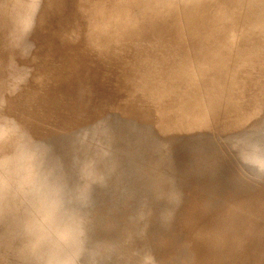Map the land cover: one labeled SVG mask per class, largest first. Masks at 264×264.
<instances>
[{
    "label": "rangeland",
    "instance_id": "rangeland-1",
    "mask_svg": "<svg viewBox=\"0 0 264 264\" xmlns=\"http://www.w3.org/2000/svg\"><path fill=\"white\" fill-rule=\"evenodd\" d=\"M0 149V264H47L69 221L73 264H245L224 242L252 214L264 241V0H0Z\"/></svg>",
    "mask_w": 264,
    "mask_h": 264
},
{
    "label": "bare ground",
    "instance_id": "bare-ground-1",
    "mask_svg": "<svg viewBox=\"0 0 264 264\" xmlns=\"http://www.w3.org/2000/svg\"><path fill=\"white\" fill-rule=\"evenodd\" d=\"M98 50V49H97ZM103 51V50H102ZM47 52V51H46ZM75 60V59H74ZM79 61H81V60H79ZM73 63V62H72ZM83 63V62H82ZM75 64H77V63H75ZM89 64V63H88ZM74 65V64H73ZM72 65V66H73ZM90 65V64H89ZM70 68V67H69ZM72 70V69H71ZM75 70V69H74ZM74 73V72H73ZM79 74V73H78ZM77 74V75H78ZM76 75V72H75V76H77ZM74 75H72V77H73ZM148 76V75H147ZM86 78H88V77H85L83 80H85ZM87 80V79H86ZM86 82V81H85ZM172 92H175V90H172ZM11 92H8V94H10ZM172 95V94H171ZM198 95V94H197ZM196 95V92H193L192 93V95H191V97H189V98H186V99H188L189 100V104L188 105H190L191 107H192V109H194V108H196V110L198 109V107L197 106H195L194 105V102H197V103H199V104H201V103H203V101H199V100H201L200 99V97L198 98V96ZM198 99V100H197ZM178 99H172L170 96H169V94H162V93H158V94H156L155 96H154V98H153V100H151L153 103H154V106H153V108L154 109H156V108H166L167 110H168V112H169V115L170 114H172V115H174V111L173 110H175L176 108H178V106H177V104H176V101H177ZM174 103V108H172V109H170V108H168V106H169V103ZM153 108H151V110H153ZM192 112H197V111H191L189 114H191ZM172 115H170L171 117H173ZM186 118V116L185 115H181L180 117H178V118ZM9 121V120H8ZM16 124V122L14 121V120H11V122H10V124L7 126L8 128H10V127H12V126H14ZM195 126V124L192 126V127H190V128H188V129H192L193 127ZM236 142H239V141H236ZM16 142H9V144H8V146H9V148H14V147H16V146H18V147H16V153H14L13 152V154H14V156H13V161L15 162V161H18L19 163H20V160H21V158H20V156H19V154H18V151H19V148H20V143H16ZM241 145V143H238V145ZM2 149H0V151H1ZM200 154H202V152L201 153H199L198 154V156H199V158L202 160V161H204L202 158H201V156H200ZM212 155V154H211ZM210 155V156H211ZM189 156H191V154L189 155ZM188 156V157H189ZM194 156H195V158H194ZM194 156H192L194 159H196V155H194ZM191 157V158H192ZM212 157L213 156H211V158L209 159V157H208V161H210L211 159H212ZM214 158V157H213ZM187 161H185L184 162V164H187V162H189V164H190V161L192 160H189V158L188 159H186ZM219 160V159H218ZM165 161V156L163 155L162 156V158H160V159H157L155 162V164H161V163H163ZM195 161V160H194ZM7 163V162H6ZM182 163V162H181ZM180 163V165H182ZM188 164V165H189ZM192 164V163H191ZM193 165V164H192ZM167 168H172L173 166L172 165H170V164H167L166 163V165H165ZM190 167V166H189ZM197 167V166H196ZM205 167H203V168H201V167H199V171L200 170H202V169H204ZM188 169H190V168H188ZM194 169V168H193ZM197 170H198V168H196ZM195 169V170H196ZM263 169H264V167H263ZM198 171V173H200ZM192 172L194 173L195 171H193L192 170ZM203 173H201V174H208L209 173V170H204V171H202ZM211 172V171H210ZM193 173H191V175L193 174ZM196 173H197V171H196ZM195 174V173H194ZM201 174H197V175H199V176H201ZM196 176V175H195ZM200 178V177H199ZM9 183H5V184H3L4 186L3 187H1V189L3 188L4 189V191L7 193L6 194V196H7V198H10V196H13L14 198H15V195H16V192H14L13 191V189H11L10 188V186H7ZM181 185V184H180ZM177 186V187H176ZM181 187H183V186H179L178 187V184L176 185V184H174L173 186H172V188H171V191L173 192L174 190H176V191H180V189H181ZM161 188V187H160ZM162 189V188H161ZM183 189V188H182ZM181 189V190H182ZM186 190V189H185ZM188 190V189H187ZM183 191V190H182ZM175 192V191H174ZM184 192V191H183ZM174 194V193H173ZM252 194V193H251ZM10 195V196H9ZM238 195V194H237ZM236 195V196H237ZM251 197V196H250ZM252 198V197H251ZM260 198V197H259ZM252 200V199H251ZM248 201V199L247 198H243L242 199V201H243V203H244V205H245V207H243L242 209H241V211H243L244 209H246V208H248L249 207V204H251V202L252 201ZM258 200V199H257ZM262 202H264V198L262 197V199H260ZM264 206V205H263ZM263 217V216H262ZM260 219V218H259ZM255 215H251L246 221H243V222H237V224H234V225H232V226H230L229 228H228V234H227V236H226V240H225V242H224V245L225 244H227V243H233L234 245H236V247L237 246H242V247H235L234 245H233V247H235L236 249H238L237 251L238 252H240V249L242 248V250L241 251H246V250H250V253H249V255H248V257H249V260H248V262H246L245 264H264V241L262 240V239H260V238H255V236L254 237H250V235L252 234V232L256 229V228H258V227H256V225L258 226V224L259 223H257L258 221H261L262 220V218H261V220H259ZM263 219H264V217H263ZM264 221V220H263ZM263 221L262 222H260V224H262L263 223ZM68 222V221H67ZM69 223H71L70 221H69ZM72 224H73V222H72ZM74 225V224H73ZM72 225V226H73ZM263 226H264V223H263ZM73 228V227H72ZM261 228H263V227H261ZM253 230V231H252ZM249 233H251V234H249ZM263 235H264V231H263V233H262ZM249 235V236H248ZM4 236H5V238L8 236V238H13L14 237V234L12 233V231L10 230V231H8V232H4ZM247 237H250V238H248L247 239ZM255 238V239H254ZM173 238H172V236H169V235H164V236H162L161 237V239H160V241L162 242V241H164V242H170L171 240H172ZM247 239V240H246ZM245 240V241H244ZM173 241V240H172ZM175 241V240H174ZM177 241V240H176ZM243 243V244H242ZM250 243H252V244H254V245H251ZM242 244V245H241ZM232 245V244H231ZM210 247H213L214 248V245L213 244H210ZM232 247V248H233ZM192 248V247H191ZM190 248V249H191ZM212 248V249H213ZM190 249H189V251H190ZM176 250V249H175ZM211 250V249H210ZM234 250V249H233ZM168 251V250H167ZM166 251V252H167ZM237 251H235V252H237ZM166 252L163 250V249H158V250H154V252H153V264H154V262L156 261V262H158V263H161L162 261V258H161V256H164L165 254H166ZM208 252H209V250H208ZM210 252H212V251H210ZM233 252V251H232ZM214 253V252H213ZM225 253H228V252H225ZM187 254V253H186ZM230 254V253H229ZM233 254H234V252H233ZM196 254H194L193 256H195ZM218 255V254H217ZM220 255H224V254H222V253H220ZM150 256V255H149ZM170 256V255H169ZM197 256V255H196ZM219 257H221V256H219ZM224 257V256H223ZM222 257V258H223ZM160 258H161V260H160ZM221 258V261H225V260H230L232 263H235L236 261H237V259L235 258V257H233V255H230V256H228L227 255V257H225V258H223L222 259ZM148 261V260H147ZM139 262V261H138ZM150 264V263H148V262H144L143 264ZM199 263V262H198ZM138 264V263H137ZM139 264H142V262L141 263H139ZM172 264H174V263H172ZM194 264H197V263H194Z\"/></svg>",
    "mask_w": 264,
    "mask_h": 264
},
{
    "label": "clouds",
    "instance_id": "clouds-1",
    "mask_svg": "<svg viewBox=\"0 0 264 264\" xmlns=\"http://www.w3.org/2000/svg\"><path fill=\"white\" fill-rule=\"evenodd\" d=\"M72 238L73 230L70 223L61 225L47 236L45 240L48 249L47 264H73L70 257Z\"/></svg>",
    "mask_w": 264,
    "mask_h": 264
}]
</instances>
